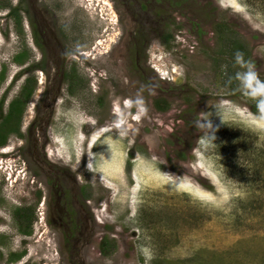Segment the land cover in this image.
Listing matches in <instances>:
<instances>
[{"label":"rangeland","instance_id":"1","mask_svg":"<svg viewBox=\"0 0 264 264\" xmlns=\"http://www.w3.org/2000/svg\"><path fill=\"white\" fill-rule=\"evenodd\" d=\"M251 1L0 0V126L25 102L20 135L3 130L0 264H264V174L250 170L264 127L220 55L222 37L241 42L264 80V2ZM43 13L63 64L32 34ZM205 116L215 140L195 126Z\"/></svg>","mask_w":264,"mask_h":264},{"label":"trees","instance_id":"2","mask_svg":"<svg viewBox=\"0 0 264 264\" xmlns=\"http://www.w3.org/2000/svg\"><path fill=\"white\" fill-rule=\"evenodd\" d=\"M242 2L248 3L246 5H249L251 7H254V3L251 0H241ZM264 2V0H262ZM17 10L16 9H12L11 15H15L18 16L17 14ZM222 34V33H221ZM221 45H222V49H220V55L222 58V61H224L223 57L226 54H229L230 57L232 59H234V54L239 51L241 53H244V46L241 42H231V39H227L226 37H222V41H221ZM26 53L24 52L23 54H20L19 56H17L15 58V62L18 64H23L24 63V59H26ZM223 56V57H222ZM235 65H232L229 68V71L226 73V77L223 80H227V87L230 91L235 92L238 89V84L236 82V71H235ZM5 74L2 73V75L0 76V83L4 80ZM71 79H75V77H71ZM32 80H27L26 81V85L24 88V94H27V99L29 97V95L32 94L33 90L35 87H33L32 85ZM24 96V95H23ZM23 97L18 98L17 100L13 101L12 104L10 105V109H9V113L4 121V123L0 126V147H3L6 145L7 141H8V135L6 133H3L4 127L10 122L12 125L15 124V128L12 130L7 131L10 132H14V133H18L20 132V130L17 128L19 127L21 121L20 119L22 118L23 114H24V104L25 102H23L22 100ZM0 109H2V105L0 106ZM18 122H17V121ZM7 128V127H5ZM226 130L221 129L220 132L221 137H223V135H225L223 132H225ZM222 139V138H221ZM262 155V154H260ZM251 166L253 165L252 169L250 170H254L255 173H257V175L259 174H264V159L261 158V156H257L255 158V160L253 159V161L251 162ZM249 170V169H247ZM16 216L20 219V226L22 227L23 230V234L25 235H30L32 233V216L33 214H31L30 216H24V214L21 212V210L19 209V211L16 212ZM23 222H25L24 227L21 225ZM108 243L105 241V243H103L104 246V254L108 253ZM16 258H13L11 261H16L17 260V256H14Z\"/></svg>","mask_w":264,"mask_h":264},{"label":"clouds","instance_id":"3","mask_svg":"<svg viewBox=\"0 0 264 264\" xmlns=\"http://www.w3.org/2000/svg\"><path fill=\"white\" fill-rule=\"evenodd\" d=\"M235 63L240 65L244 70L237 72L236 79L239 81L240 89L242 93L252 99L255 102L257 108L256 126L264 127V80H261L255 70V65L251 61H244L243 53L237 51L234 54ZM219 107L217 111H219ZM220 117V116H218ZM222 121V117H220ZM195 126L198 130L210 129V139H216V131H218L219 125H214L212 120H209L206 116L199 118L195 121ZM208 135V133H206ZM6 148V147H5ZM0 152L4 156L9 154L7 149L0 148ZM14 154H12L13 156Z\"/></svg>","mask_w":264,"mask_h":264},{"label":"flooded vegetation","instance_id":"4","mask_svg":"<svg viewBox=\"0 0 264 264\" xmlns=\"http://www.w3.org/2000/svg\"><path fill=\"white\" fill-rule=\"evenodd\" d=\"M34 1H36V3L37 2H39V0H34ZM46 13H43V14H41V18H39V20H40V23H39V26L37 27L36 25H38V23L35 25V24H32V27H34L33 28V33L32 34H34V31H35V29H37L36 30V37H37V39H38V41H37V46H38V48L39 49H42V48H45L46 47V49L48 50V52L51 54V55H55V56H58V54H59V57H58V59H59V64H63V60L61 61V59L64 57V55H65V53L64 52H66V51H62V53H61V55H60V51H59V49H61L62 48V44H60V42H59V40L57 39V37L55 36V34H52V28H51V24L50 23H48V18H50L51 19V17H46V15H45ZM49 15V14H48ZM47 15V16H48ZM43 17V18H42ZM35 26L37 27V28H35ZM32 32V31H31ZM46 34V35H45ZM40 36H41V38H40ZM40 38V39H39ZM42 41V42H41ZM51 58H49V60H50ZM55 63H56V61H54ZM57 64V63H56ZM56 67H58L59 68V66L57 65ZM39 69V66H36V69ZM33 69H34V67H33ZM63 70H62V72H60L58 75H56V77L54 78V81H57L56 83L58 84V86H59V88H57V92H56V94L57 95H60L61 94V91H62V86H64V84H65V82H66V78H65V76H66V74L67 73H65V70H64V68H62ZM51 70L49 69V72H50ZM69 78V77H68ZM57 79V80H56ZM51 92H53V89H51ZM52 104H56L55 102H52ZM52 106V105H51ZM15 134H17V135H20V132H18V133H15ZM35 141H36V143H37V145H38V140H36L35 139ZM0 148H2V147H0ZM3 148H5V146H3ZM43 156L44 157V159H45V161H47V162H49L50 163V161H52L51 160V155L49 154V148L47 149L45 146H42V148H41V150H40V148H38V146L36 147V154H35V160H36V163H38V164H40V162L41 163H43L42 161H40V156ZM56 186L54 185L52 188H55Z\"/></svg>","mask_w":264,"mask_h":264},{"label":"bare ground","instance_id":"5","mask_svg":"<svg viewBox=\"0 0 264 264\" xmlns=\"http://www.w3.org/2000/svg\"><path fill=\"white\" fill-rule=\"evenodd\" d=\"M105 5L109 6V4L105 3Z\"/></svg>","mask_w":264,"mask_h":264}]
</instances>
